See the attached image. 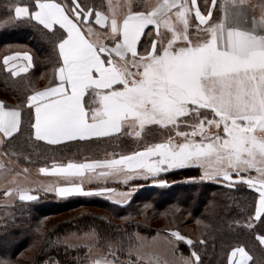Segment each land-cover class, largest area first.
<instances>
[{
    "label": "snow or ice",
    "instance_id": "6c2138e0",
    "mask_svg": "<svg viewBox=\"0 0 264 264\" xmlns=\"http://www.w3.org/2000/svg\"><path fill=\"white\" fill-rule=\"evenodd\" d=\"M8 7L11 19L45 30L57 54L54 79L22 101L36 140L57 145L117 134L141 138L154 129L167 133L131 154L69 162L54 167L53 174L87 176L89 183L116 176L127 184L142 177L163 186L160 173L195 166L200 180L254 192L251 219L264 220V0H211L206 14L197 0H127L123 12L111 0L107 11L85 8L79 0L70 6L58 0H16ZM19 58L28 63L17 69L10 62ZM3 63L15 77L28 71L32 58L14 53ZM21 115L18 107L0 102L3 138L19 131ZM82 183L44 191L60 197L115 196L119 204L129 203L132 195L131 188L86 191ZM17 191L21 201L39 198L40 189L36 195L31 189ZM257 238L264 245V236ZM173 239L192 249L183 264H200L191 238L172 230ZM108 251L115 256L111 247ZM251 260L244 246L227 255V264ZM0 264L9 262L0 259ZM93 264L117 261L105 255Z\"/></svg>",
    "mask_w": 264,
    "mask_h": 264
},
{
    "label": "trees",
    "instance_id": "16d2710c",
    "mask_svg": "<svg viewBox=\"0 0 264 264\" xmlns=\"http://www.w3.org/2000/svg\"><path fill=\"white\" fill-rule=\"evenodd\" d=\"M63 1L66 5H71V0ZM15 2L16 0H0V23L14 15L8 6ZM79 2L85 8L101 7L105 11L103 0ZM216 13L217 10L214 9V15ZM53 48L50 36L35 24L13 19L10 24L0 27V101L8 108L18 107L22 113L19 131L13 138L7 139L1 149L10 151L12 148L16 153L13 156L26 159L28 164L32 161L38 168H46L66 160H77L85 151L90 159H99V152L106 145H110L109 155L131 152L134 143L122 134L91 141L87 145L73 142L50 146L34 139L30 127L32 117L22 101L33 89H42L54 79L57 54ZM16 51H27L31 55L32 68L24 75L13 77L6 71L2 60L5 55ZM43 84L45 85L42 86ZM40 86L42 87L39 88ZM113 146L118 149H113ZM57 157L63 160L55 162ZM200 175L199 169L192 167L161 173L159 178L166 181L165 189L148 187L149 184L141 182L136 186L141 184L143 187L124 205L102 201L91 204L83 201L82 196L60 197L54 193L38 194L39 198L34 201H17L13 206L5 208L7 216L2 217L4 215L0 212V259L7 260L9 264H93L100 257L90 256L87 247L72 245L65 240L83 234L95 236L94 240L100 247L103 246L101 242L104 239L107 243L116 242L115 246H120V250L119 247L116 249V254L123 258L119 242L123 233L138 231L146 236L167 235V230L181 229V217L189 214L194 223V232L197 233L192 240L200 256V264H227V255L237 246H244L248 251L252 257L249 264H264V245L257 238L264 236V220L251 219L250 216L256 194L247 188L237 190L214 181L202 182L199 180ZM182 182L183 184H179ZM187 188L192 190L187 191ZM179 196L181 197L178 198ZM193 201L200 204L194 206ZM87 207L102 209L118 220L137 217L146 209L153 215L124 223H110L105 217L86 210L45 226L44 221L50 217ZM157 218L167 220L163 225L164 231L150 224ZM249 223L251 227L248 226ZM201 240L205 243L201 244ZM178 246L183 255H191L192 249L186 244L180 243ZM30 249L34 251L27 258L21 259L20 256L27 254ZM108 258L110 259L109 256ZM111 259H115L117 264H133L119 263L116 257Z\"/></svg>",
    "mask_w": 264,
    "mask_h": 264
},
{
    "label": "rangeland",
    "instance_id": "374dc122",
    "mask_svg": "<svg viewBox=\"0 0 264 264\" xmlns=\"http://www.w3.org/2000/svg\"><path fill=\"white\" fill-rule=\"evenodd\" d=\"M66 1V0H65ZM104 1V0H103ZM60 2V1H59ZM255 2L258 4L259 0H255ZM62 4L64 3L63 0H61ZM105 4V2H104ZM105 11H106V5H105ZM13 19H9L5 22L0 23V27H3L7 24H10V21ZM43 84L42 86H44ZM40 86L39 88H41ZM125 137H127L129 140L131 139L134 143L133 149L131 152H125V154L132 153L133 151H136L137 149H140L143 147L145 142H158L160 141L165 135H167L166 131L164 130H159V129H154L151 131H148L146 133L142 134L141 138H136L134 136H128L126 134H123ZM96 143V142H95ZM106 143V142H104ZM90 143H85L84 145H87ZM3 145V144H2ZM2 147V146H1ZM0 147V212H2V217H5L8 215L6 213L5 208H9L13 206L17 201H21L19 199V194L17 189H23V190H33L32 194L36 195L37 193L34 191L35 189H40L39 194L46 193L44 191L45 188H51L53 185H55V181L58 179H53V177L49 176L48 171L41 173L40 169L36 166V163H33L32 161L26 163V159L19 158L13 156L12 154L15 153L12 148H10V151L2 150ZM104 149L99 152V157H104L106 155L110 154V145H106L103 147ZM113 149H118L117 146H113ZM16 154V153H15ZM81 156H85L82 158H88L87 153L82 152L80 154V158L82 159ZM118 156V155H117ZM60 160H63L61 157H57L54 159L55 162H58ZM192 168H197L195 166H191ZM47 168V167H46ZM44 168V169H46ZM190 168V167H186ZM184 169V168H183ZM199 169V168H198ZM179 169H172L170 171H175ZM200 171V169H199ZM164 173V172H162ZM161 174V173H160ZM159 174V175H160ZM201 174V171H200ZM200 180V179H199ZM202 182H206V180H200ZM119 184H111L110 180H103L101 181L100 184L96 185L95 188L97 187H107L114 189L116 193H122V192H127L129 188L132 189V195L131 197L138 191V189H141L143 185L140 184V186H136L141 182L149 184L148 187H157L159 189L164 188L166 186V183L161 186L159 184H156L153 182L151 178L149 179H140V180H131L127 184L121 183V180H118ZM179 184H183L179 183ZM147 187V188H148ZM11 189V192L9 195L5 196L4 193L6 190ZM165 189V188H164ZM90 190V188L85 189ZM187 191H191V188H187ZM47 193H54L53 191H49ZM72 196H82L83 201L88 202V203H96V202H110V203H115L118 205H124V204H119L115 202V196H113L112 199H109L107 195L105 196H85V195H72ZM130 197V198H131ZM179 196L178 198H180ZM27 202V201H23ZM192 204L199 205L200 203H197V201H193ZM90 211L94 214L101 215L102 217H105L110 223H124L129 220H138V219H143L144 217H149L153 215L152 212H149L148 209L144 210L140 215L137 217H131V218H122V220L118 219H113L109 213L106 211L99 209V208H94V207H87L79 210H74V211H66L63 212L59 215H56L55 217H50L47 220L44 221L45 226H51L52 224L58 223L59 221H63L65 219L71 218L72 216L83 213L84 211ZM153 217V216H152ZM150 217V218H152ZM182 218V224L183 226L180 227L181 229H173V230H178L181 234L187 236L188 238H194L196 237L197 233L194 232V223L191 221V216L189 214H185ZM166 219H155L154 221H151L150 224L153 226H156L158 230L164 231L163 230V225L166 223ZM199 224V223H197ZM170 230H167V235H160V234H154L150 236H146L144 234L139 233L138 231H133L130 234L123 233L120 238H121V250L123 252L122 257L116 254V249L120 250V246H115L116 242L114 243H107V240H102L101 246L96 243L94 240L95 236H92L91 234H83L80 236H72L68 237L65 240L72 245H82L87 247L90 256H109L110 259L113 257L111 253H109L108 249L111 247V251L115 253V256L117 259H119V263H133V264H183L184 258H188L190 256L183 255L178 249H179V244L183 243H176L173 240H169L170 236ZM141 232V231H140ZM184 232V233H183ZM144 233V232H142ZM117 241V240H116ZM185 244V243H184ZM187 245V244H186ZM188 246V245H187ZM189 247V246H188ZM34 249H30L27 251V254H22L20 256L21 259L27 258ZM231 251V250H230ZM230 253V252H229ZM132 260L133 262H130Z\"/></svg>",
    "mask_w": 264,
    "mask_h": 264
},
{
    "label": "crops",
    "instance_id": "0c3cea01",
    "mask_svg": "<svg viewBox=\"0 0 264 264\" xmlns=\"http://www.w3.org/2000/svg\"><path fill=\"white\" fill-rule=\"evenodd\" d=\"M104 2H105V5H106V11H107V5H108V2H109V0H104ZM111 2L114 4V5H120V11L121 12H123V11H125L126 9L124 8V5L126 4V2H127V0H111ZM154 2V0H145V4H151V3H153ZM197 4H198V6L201 8V10L203 11V12H205V14H206V12H207V6H210L211 5V0L209 1V4L208 5H206L205 4V0L203 1V2H201V0H197ZM214 11V10H213ZM94 18V17H93ZM194 30V29H193ZM24 52H27V51H16V52H12V53H9V54H7L8 56H11V55H13L14 53H24ZM28 53V52H27ZM30 55V54H29ZM6 56V55H5ZM31 56V55H30ZM2 62H3V60H2ZM10 63H15L16 65H17V69L19 68V66L20 65H27V61H25V60H23L22 58H19V59H17V60H15V61H12V62H10ZM3 65H4V63H3ZM4 67H5V65H4ZM32 68V66L30 67V68H28V71L27 72H29L30 71V69ZM5 69H6V71H8L10 74H11V69H10V67L9 68H6L5 67ZM27 72H20L19 74H18V76H21V75H24V74H26ZM15 77H17V76H15ZM43 89V88H42ZM1 102V101H0ZM16 133H14V135H15ZM32 134H33V130H32ZM143 134V133H142ZM33 137H34V134H33ZM110 138V137H109ZM7 139H9V138H3L2 137V134H0V147L2 146V144L7 140ZM34 139H35V137H34ZM101 139H108V138H93L92 140H86V141H79V140H77V141H65V142H62V143H60V144H57V145H63V144H67V143H73V142H78V143H88V142H91V141H96V140H101ZM38 141V140H37ZM40 142H42V143H44V144H46V145H50V146H56V145H51V144H48L46 141H40ZM138 150H140V149H137L136 151H138ZM129 154H131V153H129ZM122 155H128V154H122ZM119 156L120 155H118V156H113V155H106V156H104V157H102V158H99V159H86V158H82V159H77V160H66V161H63V162H59V163H55V164H52L51 166H49V167H47L46 169L48 170V173H49V176L50 177H53V179H58V180H56L55 181V185H53V186H60V187H62V186H66V185H68L69 183H72V182H75V183H80L81 181H83V183H82V187L84 188V189H87V188H90V189H95V186L96 185H98V184H100L101 183V181H103V180H110V182H112L111 184H114V182H116L115 184H119V182H118V180H121V183H122V179L121 178H119V177H116V176H107V177H103V178H100V179H93L92 180V182L91 183H89V181H88V179H87V176L86 177H75V176H64V175H59V174H53L52 173V169L54 168V167H60V166H62V165H66L67 163H69V162H75V163H83V162H86V161H92V160H107V159H114V158H119ZM98 172L99 171H106V170H100V169H98L97 170ZM140 180V179H144V178H142V177H140V178H135V179H133V180ZM132 180V181H133Z\"/></svg>",
    "mask_w": 264,
    "mask_h": 264
}]
</instances>
